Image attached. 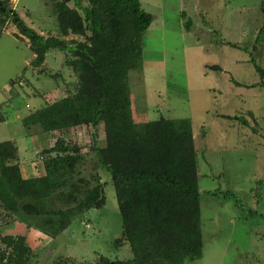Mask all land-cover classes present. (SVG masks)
<instances>
[{
  "label": "rangeland",
  "instance_id": "1",
  "mask_svg": "<svg viewBox=\"0 0 264 264\" xmlns=\"http://www.w3.org/2000/svg\"><path fill=\"white\" fill-rule=\"evenodd\" d=\"M12 1L28 25L45 36L58 35L54 0ZM141 1L154 20L143 36V65L130 72L136 120L140 115L193 122L204 251L184 264H264V197L257 202L254 190L264 178V84L251 61L254 57L264 67V37L256 41L264 0ZM34 57L17 26L0 20V142L17 141L23 162L36 159V141L44 140L39 158L58 135L41 126L28 131L24 117L65 96L77 80L65 65V52L51 49L37 68L31 65ZM98 130V138L92 125L61 132L93 159L91 145H106L104 125ZM103 180L106 204L75 218L40 249L33 264L62 259L97 264L101 256H133L127 240L117 244L122 236L118 200L110 176ZM3 214L0 207V223L6 221Z\"/></svg>",
  "mask_w": 264,
  "mask_h": 264
},
{
  "label": "trees",
  "instance_id": "2",
  "mask_svg": "<svg viewBox=\"0 0 264 264\" xmlns=\"http://www.w3.org/2000/svg\"><path fill=\"white\" fill-rule=\"evenodd\" d=\"M54 4L59 33L45 36L27 24L11 0H0L4 16L0 20L12 21L29 40L35 54L31 65L42 67L49 51L59 49L66 53L65 65L77 79L75 89L24 117L27 128L41 126L58 133L39 155L44 174L25 178L15 141L0 142V207L5 222L29 217L55 238L75 218L106 204L107 174L122 219L117 244L127 240L133 256H101L97 264H184L200 258L204 240L192 119L161 116L137 122L133 113L130 72L143 65V36L154 20L152 13L141 0H54ZM263 37L264 24L256 41ZM251 61L264 84V67L254 57ZM101 124L106 145H91L93 159L61 132L92 125L98 138ZM254 190L261 201L264 178L257 180ZM38 254L25 235L0 234V264H33ZM54 264L70 263L62 259Z\"/></svg>",
  "mask_w": 264,
  "mask_h": 264
},
{
  "label": "crops",
  "instance_id": "3",
  "mask_svg": "<svg viewBox=\"0 0 264 264\" xmlns=\"http://www.w3.org/2000/svg\"><path fill=\"white\" fill-rule=\"evenodd\" d=\"M11 2H12L13 7L15 8V5H14L12 0H11ZM9 21L10 20H7L6 22H9ZM73 38H74V36H73ZM132 105H133L132 107H133L134 118L136 120L135 109H134L135 105H134L133 92H132ZM148 111H149L148 113H151L150 109ZM157 119H159V118H157ZM149 120H155V119H143V117H141L139 115L136 121L137 122H146V121H149ZM28 131H29V128H28ZM32 134H34V133H32ZM41 142H44V140H42ZM15 143L18 146V155H19L18 163L20 165L21 172H22L23 176L25 178H29V177H33V176L44 174L45 173V169H44L43 160H41L42 157L39 156V158H38V153H39L38 152L39 151L38 150V147H39L38 145L40 143L38 141H36V145H35V152L37 154L36 159L32 160V161H24V162L21 161L20 148H19V145H18L17 141ZM41 144H43V143H41ZM51 145H49V146H51ZM33 221L34 220H32L29 217H25L23 219L20 218V219H16V220H13V221L0 223V228H1L2 232H3V234H12V235L21 234V235H25L27 237V241L30 244V246L36 252H40V249H42L43 246H46L47 244L52 243L53 240H55V239L51 238L48 235H46L39 228H37V226L35 224V221L34 222Z\"/></svg>",
  "mask_w": 264,
  "mask_h": 264
}]
</instances>
